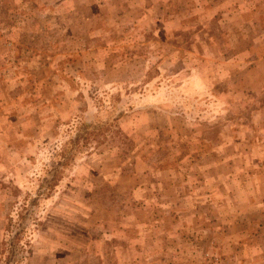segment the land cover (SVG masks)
<instances>
[{"label": "rangeland", "instance_id": "1", "mask_svg": "<svg viewBox=\"0 0 264 264\" xmlns=\"http://www.w3.org/2000/svg\"><path fill=\"white\" fill-rule=\"evenodd\" d=\"M261 183L264 0H0V264H164L147 205Z\"/></svg>", "mask_w": 264, "mask_h": 264}, {"label": "crops", "instance_id": "2", "mask_svg": "<svg viewBox=\"0 0 264 264\" xmlns=\"http://www.w3.org/2000/svg\"><path fill=\"white\" fill-rule=\"evenodd\" d=\"M240 191V189H239ZM242 190L245 199L205 203L161 200L149 209L173 210L176 218H148L137 226L140 257L164 264H264V188ZM165 193H180L171 185ZM263 193V194H262ZM249 197V199H246ZM198 213V214H197ZM210 252L213 257L207 258Z\"/></svg>", "mask_w": 264, "mask_h": 264}, {"label": "trees", "instance_id": "3", "mask_svg": "<svg viewBox=\"0 0 264 264\" xmlns=\"http://www.w3.org/2000/svg\"><path fill=\"white\" fill-rule=\"evenodd\" d=\"M86 126H89V125H86ZM52 174V175H51ZM55 182V172L53 173H50L48 174L47 176H45L43 182H42V188H41V191L42 189L44 188H49L51 186H53ZM40 191V192H41ZM20 233V232H19ZM17 235V232L12 234L11 236V239H10V246H11V252L14 254L17 250V247H18V240H19V237L16 236ZM25 250V248H24ZM28 251V250H27Z\"/></svg>", "mask_w": 264, "mask_h": 264}]
</instances>
